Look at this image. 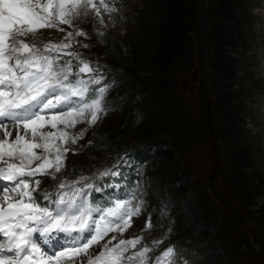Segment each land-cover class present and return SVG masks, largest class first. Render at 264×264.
<instances>
[{"label": "rangeland", "instance_id": "obj_1", "mask_svg": "<svg viewBox=\"0 0 264 264\" xmlns=\"http://www.w3.org/2000/svg\"><path fill=\"white\" fill-rule=\"evenodd\" d=\"M220 3L186 0L183 47L163 71L152 66L163 13L151 0H114L116 12L111 19L105 15L103 25L91 16L76 22L86 33L77 39L89 45L78 51L98 63L111 85V110L94 125L69 130L86 129L68 145L73 151L65 171L71 179L73 168L90 176L120 158L130 165L121 171L141 182L146 211L133 217L118 239L143 236L147 243L162 237L164 245L153 255L174 245L181 264H213L201 259L212 250L222 253L226 264H264V0L237 1L250 29L234 49L217 40L229 23ZM49 36L63 33H44ZM223 52L239 61L227 90L233 99L227 108L239 119L232 125L222 101L226 82L218 59ZM159 144L170 151L168 158L150 153L141 161L134 158L136 150ZM41 187L48 188L49 181L43 179ZM104 195L89 199L95 203ZM161 206H166L163 216ZM190 210L197 211L206 239L193 232ZM149 213L153 228L145 231Z\"/></svg>", "mask_w": 264, "mask_h": 264}, {"label": "snow or ice", "instance_id": "obj_2", "mask_svg": "<svg viewBox=\"0 0 264 264\" xmlns=\"http://www.w3.org/2000/svg\"><path fill=\"white\" fill-rule=\"evenodd\" d=\"M115 12L114 0H0V264H181L174 245L153 255L162 237L118 239L146 211L123 158L90 176L65 171L68 145L86 131L69 130L111 110V85L78 51L89 45L76 22L103 25ZM93 193L105 195L92 203Z\"/></svg>", "mask_w": 264, "mask_h": 264}, {"label": "trees", "instance_id": "obj_3", "mask_svg": "<svg viewBox=\"0 0 264 264\" xmlns=\"http://www.w3.org/2000/svg\"><path fill=\"white\" fill-rule=\"evenodd\" d=\"M220 1L221 15H223L229 23L224 26L225 28L222 30L221 35L217 36V40L234 49V46L238 45L237 39L243 36L242 40L244 41L246 38L245 33H248V30L250 29V21L248 18L240 16V12L238 11L243 13L245 7L239 6L240 4L237 3L239 0ZM151 2L154 7L161 9L163 13L160 26L163 36L159 39L158 47L155 49V54L151 58L153 63L152 66L157 71H163L175 61V58L180 54L183 47L185 24H183L182 16L184 15L183 8L186 0H151ZM236 8H239V10ZM243 25L245 28H243ZM228 52H223L218 61L220 65L221 77L224 79V82H226L225 95L222 97V101L225 102L226 106V108H224V117L229 122V125H232L234 123L236 124L239 119H236V116L232 114L231 108H227L231 106L233 100L232 96H230L232 93L227 90L228 87L230 90V86L234 83V78L237 76L238 70L236 67L239 61L238 59L230 56ZM226 109L231 110V113ZM135 152L136 153L133 155L138 161L147 158L149 153L150 155L154 154L163 158H168L170 156L168 148L164 149L160 144L156 147H147L145 150H136ZM188 213V215L193 218V224L191 226L195 227V231L193 232L197 237L206 239L208 233L204 231L205 229H203V227L201 228L200 224L197 225V221L199 220L197 211L190 210ZM201 259H203V262L207 260V262H212L213 264H226L222 253L216 250L206 251L204 257H201Z\"/></svg>", "mask_w": 264, "mask_h": 264}]
</instances>
